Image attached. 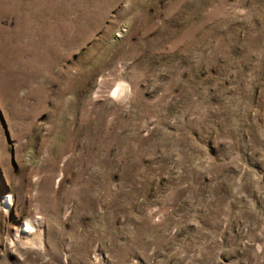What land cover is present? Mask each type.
I'll return each instance as SVG.
<instances>
[{"label": "rangeland", "instance_id": "1", "mask_svg": "<svg viewBox=\"0 0 264 264\" xmlns=\"http://www.w3.org/2000/svg\"><path fill=\"white\" fill-rule=\"evenodd\" d=\"M0 264H264V0H0Z\"/></svg>", "mask_w": 264, "mask_h": 264}, {"label": "bare ground", "instance_id": "2", "mask_svg": "<svg viewBox=\"0 0 264 264\" xmlns=\"http://www.w3.org/2000/svg\"><path fill=\"white\" fill-rule=\"evenodd\" d=\"M117 91H119V89H117ZM24 228L27 229L28 228V224H25Z\"/></svg>", "mask_w": 264, "mask_h": 264}]
</instances>
